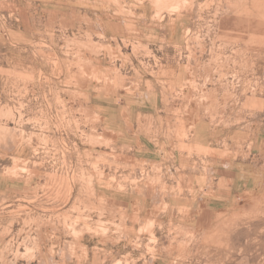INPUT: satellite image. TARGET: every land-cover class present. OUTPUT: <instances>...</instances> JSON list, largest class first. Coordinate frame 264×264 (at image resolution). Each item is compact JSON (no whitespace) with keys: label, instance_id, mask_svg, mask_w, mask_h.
Returning <instances> with one entry per match:
<instances>
[{"label":"rangeland","instance_id":"374dc122","mask_svg":"<svg viewBox=\"0 0 264 264\" xmlns=\"http://www.w3.org/2000/svg\"><path fill=\"white\" fill-rule=\"evenodd\" d=\"M0 264H264V0H0Z\"/></svg>","mask_w":264,"mask_h":264},{"label":"crops","instance_id":"0c3cea01","mask_svg":"<svg viewBox=\"0 0 264 264\" xmlns=\"http://www.w3.org/2000/svg\"><path fill=\"white\" fill-rule=\"evenodd\" d=\"M211 140L215 141V139ZM215 143L216 141L214 142V144ZM202 146L204 145L202 144ZM219 148L220 144L218 140L217 149ZM160 157L162 158L163 156ZM177 157L178 159H180V156ZM233 157L236 156H212V160L215 161L217 167L210 171V180H207L205 185H203L202 188L196 192L197 194H195L194 198L191 199V202L193 204L194 201L198 203L209 202L212 208L214 207L218 209L221 206H224L223 204L225 202H228L233 197V195L236 194V192L246 193L251 191L248 185L252 181L251 178H253V173L249 176L245 174H240L239 172H242L244 170V165L242 166V162L237 163V159ZM225 161H228L227 163L233 162V165H231L232 168H226V164H223ZM179 166H183V164L179 163L178 167ZM255 169L257 170L256 166ZM260 173L262 174V172ZM242 178L243 182L240 181V179ZM254 188H257V185H255ZM209 192H211V196H207Z\"/></svg>","mask_w":264,"mask_h":264}]
</instances>
